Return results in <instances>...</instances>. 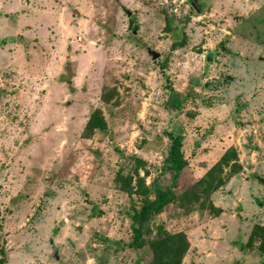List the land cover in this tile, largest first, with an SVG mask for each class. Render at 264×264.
<instances>
[{
  "label": "rangeland",
  "instance_id": "rangeland-1",
  "mask_svg": "<svg viewBox=\"0 0 264 264\" xmlns=\"http://www.w3.org/2000/svg\"><path fill=\"white\" fill-rule=\"evenodd\" d=\"M200 2L0 0V264H147L128 246L141 196L116 178L136 155L168 187L178 130L179 193L231 148L242 171L210 197L220 215L173 205L153 224L187 234L183 264H262L264 0ZM96 109L109 131L86 138Z\"/></svg>",
  "mask_w": 264,
  "mask_h": 264
},
{
  "label": "trees",
  "instance_id": "trees-1",
  "mask_svg": "<svg viewBox=\"0 0 264 264\" xmlns=\"http://www.w3.org/2000/svg\"><path fill=\"white\" fill-rule=\"evenodd\" d=\"M183 41L173 43L172 49L183 47L186 40L183 39ZM108 95L107 92L102 94V100L106 104L111 101V97ZM175 104L179 106L178 102ZM96 131H101L104 134L109 131L108 123L100 109L94 110L90 115L85 127L86 138H91ZM167 138L171 143L165 159V171H170L173 174L168 187H162L156 183L147 185L146 179L150 172L146 168V162L136 155L130 158V160H134V163L127 174L122 168L118 171L116 178L121 190L127 193L131 199L134 196H141L140 206L138 208L132 206L130 212L132 241L128 246L139 253L141 262L145 258H149L147 264H183L191 248V243L185 232L172 233L164 225L155 226L153 224L158 214L167 210H170L171 213L173 205L187 212L196 211V206L199 205L200 210L209 209L215 216L220 215L223 210L216 208L210 201V197L242 171L238 153L235 148H231L222 155L202 179L191 188L179 193L178 182L182 172L189 166V161L183 153V137L179 130L167 133ZM224 166L228 167L230 172L226 178L223 177ZM141 171L144 172V176L141 175ZM257 241L259 242L258 249L264 255V226L259 224L252 229L247 246L253 248ZM262 264H264V259Z\"/></svg>",
  "mask_w": 264,
  "mask_h": 264
},
{
  "label": "water",
  "instance_id": "water-1",
  "mask_svg": "<svg viewBox=\"0 0 264 264\" xmlns=\"http://www.w3.org/2000/svg\"><path fill=\"white\" fill-rule=\"evenodd\" d=\"M193 2H194L193 4H195V3L197 2V0H193ZM197 4H198V3H197ZM197 8H198L199 10H201V9H202V6L199 5V6H197ZM221 51H222L224 54H230V50H228V49H227L226 47H224V46L221 47ZM149 53H150V55L152 56V58H153L154 60H156V59H158V58L160 57V54L157 53V52L150 51ZM262 182L264 183V180H262ZM54 256H55V259H56V260H59L58 252H56Z\"/></svg>",
  "mask_w": 264,
  "mask_h": 264
},
{
  "label": "flooded vegetation",
  "instance_id": "flooded-vegetation-1",
  "mask_svg": "<svg viewBox=\"0 0 264 264\" xmlns=\"http://www.w3.org/2000/svg\"><path fill=\"white\" fill-rule=\"evenodd\" d=\"M193 3H194L193 0H190V4H191V6L196 7V8H197V6H199V5H201L202 8H203V5H205V4L202 5V2H200V0H197V2H196L195 4H193ZM197 3H198V4H197Z\"/></svg>",
  "mask_w": 264,
  "mask_h": 264
},
{
  "label": "built area",
  "instance_id": "built-area-1",
  "mask_svg": "<svg viewBox=\"0 0 264 264\" xmlns=\"http://www.w3.org/2000/svg\"><path fill=\"white\" fill-rule=\"evenodd\" d=\"M185 1H187V0H182V2H185Z\"/></svg>",
  "mask_w": 264,
  "mask_h": 264
}]
</instances>
